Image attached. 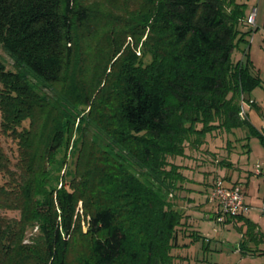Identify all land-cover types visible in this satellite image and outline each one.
<instances>
[{
  "label": "trees",
  "instance_id": "16d2710c",
  "mask_svg": "<svg viewBox=\"0 0 264 264\" xmlns=\"http://www.w3.org/2000/svg\"><path fill=\"white\" fill-rule=\"evenodd\" d=\"M98 3L0 0V46L14 67L0 58V130L16 140L19 156L15 171L0 143V264H68L77 236L86 238L85 264H176L183 215L167 190L181 175L175 165L164 169L166 155L214 129L247 128L264 145V131L239 115L260 83L245 57L232 59L245 35V2ZM144 35L147 63L125 45L127 36L137 45ZM59 85H73L90 127L96 118L102 129L96 138L80 130L71 180L52 187V158L70 118L53 104ZM101 132L114 151L98 142ZM244 222L251 238L255 224Z\"/></svg>",
  "mask_w": 264,
  "mask_h": 264
},
{
  "label": "crops",
  "instance_id": "0c3cea01",
  "mask_svg": "<svg viewBox=\"0 0 264 264\" xmlns=\"http://www.w3.org/2000/svg\"><path fill=\"white\" fill-rule=\"evenodd\" d=\"M246 3L245 16L255 7L256 28L249 36L243 22L240 29L244 32L243 39L232 52V59L238 61L244 59L253 66V70L260 79L259 85L245 94V111L247 121L259 134L264 131V0H240ZM246 53V54H245ZM245 54V55H244ZM220 142L215 143V149H209L213 159L208 160L201 157L202 162L197 163L199 168L197 172L201 175V180L195 179L196 183L201 185V189L192 186L185 187V190L199 192L206 191L208 194L212 182L215 178L221 176L227 183L241 184L245 202L250 207L249 211L241 216L230 217L224 222L215 221L220 227L214 229L218 233V240L213 250L218 257L209 260H202L203 264H264V145L256 134H250L247 128H233L230 131L222 130L216 134ZM257 165L259 172L256 171ZM200 187V186H199ZM189 204L186 207V216L197 221L198 218L190 213L191 209L204 213L203 218L214 220L215 204L211 214L202 207L190 203L197 197L187 196ZM195 199V200H196ZM207 200L209 201L208 197ZM211 202V201H209ZM195 203V202H194ZM202 203V201H200ZM202 219V218H201ZM247 219L255 224V230L251 238L245 233ZM229 226L237 229L238 236L234 242H229L226 237ZM194 232L184 235L180 242L185 248L189 249L194 244V240L201 237L206 242L207 249H210L211 239L196 225L192 229ZM225 232V233H224ZM225 236V237H224ZM188 238V239H187ZM190 242V243H189ZM181 247V246H179ZM178 247L173 252L176 256V264H182L183 256L178 254ZM224 253H226L224 255ZM229 254L233 257L230 261L226 260ZM197 251L196 257L200 258ZM199 261V259H198ZM201 261V260H200Z\"/></svg>",
  "mask_w": 264,
  "mask_h": 264
},
{
  "label": "rangeland",
  "instance_id": "374dc122",
  "mask_svg": "<svg viewBox=\"0 0 264 264\" xmlns=\"http://www.w3.org/2000/svg\"><path fill=\"white\" fill-rule=\"evenodd\" d=\"M99 3L104 4L105 0H96ZM103 1V2H102ZM98 3V4H99ZM100 6V5H99ZM104 7V5H102ZM145 39V35L139 40L138 44L136 45L134 39L131 36L126 37L125 45L130 46V50L140 59L143 60L144 63H147L151 60V56L149 54L143 53L142 48V42ZM110 48H113L110 47ZM124 48V47H123ZM0 58L1 61H3L9 69H14L11 58L3 51V49L0 46ZM102 84V83H101ZM73 88V85H59L55 91H52L53 94V104L56 106V108H64L66 112L70 115L69 123H68V133L66 134V138L63 142V145L58 148L53 155V162L56 163V169L54 170V178L51 181L52 187L53 186H61V182L65 179V181L71 180V173L74 171L75 161L77 159V151L81 144L80 139V130L83 129V127H87L90 131V134L95 131V134L91 135L92 137L96 138V131L99 128L100 131L102 129V123L96 124L97 119L95 118L94 124L97 126H91L89 125L87 119L84 117V115L89 111L88 106L79 105L76 103L77 101V95L71 94V89ZM57 109V111H58ZM95 115V114H94ZM28 122H24V125H27ZM197 128L201 127L200 123L196 124ZM222 131V129H214L211 132H207L203 137L199 138L200 143L193 144V142H184V149L182 154L178 155H172L168 154L166 155L165 159L168 164H165L164 169L170 170L171 165H175L177 167V172L181 175V179L179 178L177 181H175V184L173 187L167 190V199L172 206V208L177 209L182 212L183 218H182V228H183V235H189L194 232L192 230L195 225L200 228L202 232H204L208 237L211 239V243L209 248L207 249V246L205 245L206 242H204V238H197V240H194V244L190 246L189 249L185 248L186 246L178 247V254L183 256L184 261L180 259L182 264H203L202 260H209L210 262H213V259L218 257V254H215L212 248L216 245L218 240V233L215 232L214 229H218L217 227H220L215 223L216 218L214 217V220L211 218H203L204 213L201 211H196L191 209L190 213L193 214L197 219L196 223L193 220V218H189L186 215V207L189 204L190 201H188L187 196H195L197 199H194V202L190 203V206H195L194 204H197L198 206L202 207L206 212L209 214L213 211V203L209 202L207 200L208 194H206V191L199 192L195 191H186L185 187L192 186L197 189H201V185L197 184L195 179L201 180V175L197 172L199 165L197 163L202 162L201 157L207 158L208 160L213 159L212 152L209 149H215L214 145L215 143L220 142L219 138H217L216 134H219ZM102 137L99 139L97 137L98 142H101L103 147H107L110 150L114 151L115 146L112 144H109V141L106 139L104 134L101 132ZM91 137V138H92ZM194 138V136H192ZM0 143L5 151V153L9 156L11 159V168L15 171H17V160H18V147L16 140L6 134H3L0 130ZM104 143V144H103ZM64 178V179H63ZM169 179V178H168ZM169 181V180H168ZM172 181V180H171ZM200 186V187H199ZM202 201V203H200ZM6 212L8 216H16V211H4ZM76 212L80 215L81 220V227L83 231H86L87 228V217L84 215L82 201H78V205L76 206ZM213 214V213H212ZM202 218V219H201ZM33 232H35V228L28 229L26 233V237L28 238ZM225 233V232H224ZM182 234V233H181ZM238 236L237 229H235L232 226H229V231L226 233L227 240L229 242H234L236 237ZM77 236L74 240L75 242H71L68 251H67V261L68 264H85V254L83 253V248L86 244L85 237ZM188 239V238H187ZM190 243V242H189ZM198 253L201 255L200 258L196 257V254ZM226 253H224L225 255ZM233 255L229 254L226 260L230 261L232 259ZM199 259V261H198ZM201 260V261H200Z\"/></svg>",
  "mask_w": 264,
  "mask_h": 264
},
{
  "label": "built area",
  "instance_id": "2783aa9c",
  "mask_svg": "<svg viewBox=\"0 0 264 264\" xmlns=\"http://www.w3.org/2000/svg\"><path fill=\"white\" fill-rule=\"evenodd\" d=\"M255 15L256 10L255 7H253L242 19L249 36L252 35L256 28ZM239 115L242 119H247L244 99H242L240 103ZM256 171L259 172L258 165ZM244 196L241 184L227 183L221 176L215 178L208 192V199L215 204L216 220L224 222L227 217L247 213L250 207L245 202Z\"/></svg>",
  "mask_w": 264,
  "mask_h": 264
}]
</instances>
